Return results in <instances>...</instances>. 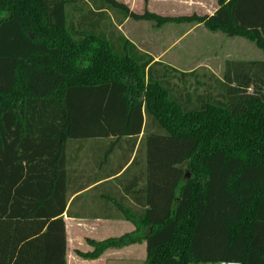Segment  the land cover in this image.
Returning a JSON list of instances; mask_svg holds the SVG:
<instances>
[{"label":"trees","instance_id":"trees-1","mask_svg":"<svg viewBox=\"0 0 264 264\" xmlns=\"http://www.w3.org/2000/svg\"><path fill=\"white\" fill-rule=\"evenodd\" d=\"M217 2L212 16L171 18L83 0L88 10L76 28L67 21L71 0H0V264H66L67 142L128 138L133 149L140 135L144 185L132 193L118 180L123 194L107 201L117 208L108 219L134 231L88 240L93 251L77 254L92 260L145 242L143 264H264V60L228 62L222 79L209 75L213 86L196 95L186 73L99 29L103 13L116 10L158 27L203 24L264 54V23L246 22L239 0ZM36 123L57 132V160H42L51 170H38L45 155L22 144ZM50 176L57 179L46 183ZM133 194L143 211L126 201Z\"/></svg>","mask_w":264,"mask_h":264},{"label":"crops","instance_id":"crops-1","mask_svg":"<svg viewBox=\"0 0 264 264\" xmlns=\"http://www.w3.org/2000/svg\"><path fill=\"white\" fill-rule=\"evenodd\" d=\"M117 1L139 14L147 10L148 12L171 18L212 16L219 7L217 0ZM229 1L225 0V3ZM239 2L242 6V16L246 22L264 23V0H239ZM179 24H187L188 26L187 22ZM167 25H175V23H168ZM171 30V28L166 27L165 34H163L161 39L163 51L158 56H166L175 48L173 46L174 42L169 45L165 43L170 36L174 37L172 34L173 30ZM196 31H203V37L207 43L200 47L209 48V53L204 54L212 57L211 65L202 63L201 66L210 68L211 72H225L226 58L231 59V61H251V56H259V59L256 60H264L263 52L253 42L243 37L227 36L221 31H208L203 24L188 26L180 39H186L189 36L188 34L191 35ZM205 31H208L209 34ZM124 36L132 44H136L134 42L135 38ZM146 40L149 44H151L150 41H157L154 37H148ZM200 41L201 39H193L192 42L187 44L184 51L193 50L192 53L187 52V56H193L199 51ZM138 50L152 57L154 56V54L149 53L148 50L142 47H138ZM24 135L25 133L23 132L22 138ZM30 135L29 141L25 142L22 139L23 147L29 153L45 155L41 157L40 164L37 166L38 170L45 171L46 168L51 170L52 168L44 164L42 160L45 157H47L49 162L57 160L55 158L57 132L44 128L41 123H36ZM141 139L142 135L137 138L133 149H130L132 142L128 138L90 137L83 141L71 140L67 142L64 151L65 175L62 178V183L68 185L67 204L62 215L66 231V264H143L145 261V242L121 249H109L100 257L92 260L83 259L77 254V252L90 253L93 251V247L87 242L88 240L99 242L134 231V225L129 221L108 219V216H117L115 213L117 208L113 201L108 206L107 201L108 197H110L109 194H123L121 186L114 188L118 180L122 185H130L132 193L137 189L134 188V184H139L140 187L144 185L145 153L144 148L141 147ZM127 168L130 171L124 175ZM50 179L55 181L57 177L50 176L45 182L50 183ZM42 182L44 181L42 180ZM124 197L133 211L135 209L144 210V206L137 205L138 203L134 200L138 196L133 194L131 197L127 195H124ZM116 198L121 200L119 196H116ZM106 223H130L133 228L119 236L108 237L106 232H102V229L106 228Z\"/></svg>","mask_w":264,"mask_h":264},{"label":"rangeland","instance_id":"rangeland-1","mask_svg":"<svg viewBox=\"0 0 264 264\" xmlns=\"http://www.w3.org/2000/svg\"><path fill=\"white\" fill-rule=\"evenodd\" d=\"M72 7L79 8L80 11H73ZM88 10L87 5L83 4V0H71V3L67 6L66 12H67V21L73 22L75 24L76 28H81L77 25V23L80 21V16L82 14H86ZM144 12V11H143ZM142 12V13H143ZM141 13V14H142ZM173 23V22H169ZM188 23V26L195 25L196 23ZM168 23H165L161 26H155L154 23L149 21H136L133 19H125L123 17L122 12L116 11V10H109L108 13H103L102 18L100 19V26L99 29L103 32H105V35L113 34V36L116 38L119 35H127L128 37L135 38V47L138 49V47H142L146 50H148L149 53L154 54V56L147 55L148 57H152L154 61L161 62L164 66H167L169 68H172L176 71L183 72L187 74L186 78V90L190 92L191 94L194 93L196 95H200L203 93L204 90L210 85L213 86L212 82L210 81L209 75H212L216 78L222 79L224 72H211L210 68L203 67L201 64H210L211 65V59L207 54L209 53V48L204 49L202 48L203 44L206 45V40L204 39V33L203 31H196L193 34H188L187 38L180 39L184 32L187 29V24H179L175 23V25H167ZM174 24V23H173ZM85 27V26H84ZM164 27L166 30L167 28H171L172 34L174 37L170 36L168 38L167 42L168 45L170 43L174 42L175 48L170 51V53L166 56H158L162 51V36L164 33ZM205 28V27H204ZM208 30V29H207ZM209 31V30H208ZM208 31H205L209 34ZM167 36H169L167 34ZM154 37L157 41L151 42V44L148 43L146 40L147 38ZM126 38V37H125ZM173 38V39H171ZM193 39H201V43L199 45V51H197L193 56H187L188 53H192L193 50H189L187 52L184 51V48L193 41ZM253 44V43H252ZM134 45V44H133ZM202 46V47H200ZM261 53V51H259ZM139 53L142 55H145L144 52L139 50ZM263 58V55H262ZM259 59V56H251L250 60H256ZM228 62H231V59H225ZM236 62V61H235ZM244 62V61H240ZM225 63V62H224ZM84 65L87 63L84 62ZM213 68H216L215 66H212ZM160 70L157 68V71ZM161 73V71H159ZM178 73H168V80L170 81V84H178V86H181V83L177 81L176 79H171L173 77L178 76ZM204 84V85H203ZM193 94V95H194ZM195 98V97H193ZM190 168H186V180L190 179ZM105 227L103 228L102 232H106L108 237H114L119 236L124 232L130 231L132 229V225L130 223H124V224H112V223H106ZM109 233V234H108ZM85 243V241H83Z\"/></svg>","mask_w":264,"mask_h":264},{"label":"built area","instance_id":"built-area-1","mask_svg":"<svg viewBox=\"0 0 264 264\" xmlns=\"http://www.w3.org/2000/svg\"><path fill=\"white\" fill-rule=\"evenodd\" d=\"M213 264H241V262H238V261H219V262H215Z\"/></svg>","mask_w":264,"mask_h":264}]
</instances>
